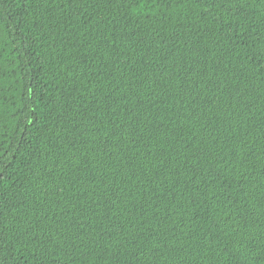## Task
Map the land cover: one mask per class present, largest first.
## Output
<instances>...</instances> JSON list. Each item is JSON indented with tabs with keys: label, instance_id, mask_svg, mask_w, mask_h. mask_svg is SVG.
<instances>
[{
	"label": "trees",
	"instance_id": "trees-1",
	"mask_svg": "<svg viewBox=\"0 0 264 264\" xmlns=\"http://www.w3.org/2000/svg\"><path fill=\"white\" fill-rule=\"evenodd\" d=\"M0 264H264V0H0Z\"/></svg>",
	"mask_w": 264,
	"mask_h": 264
}]
</instances>
